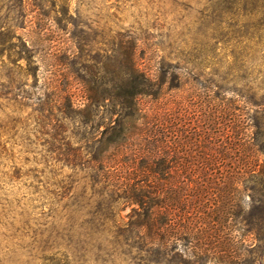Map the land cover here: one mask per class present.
Returning a JSON list of instances; mask_svg holds the SVG:
<instances>
[{"label":"trees","instance_id":"obj_1","mask_svg":"<svg viewBox=\"0 0 264 264\" xmlns=\"http://www.w3.org/2000/svg\"><path fill=\"white\" fill-rule=\"evenodd\" d=\"M71 2L0 0V71L13 65L37 77L41 47L51 39L46 30L55 26L53 33L71 32L78 50L70 55L56 49L52 57L85 89L82 108L66 88H57L51 99L38 98L41 111L61 103L63 122L54 125L52 151L91 180V188L85 183L79 194L71 187L75 179L47 189L51 221L39 228L25 222L39 247L44 253L118 252L135 264H263V253L257 261L236 238L254 234L264 243V0H209L207 40L191 49L183 66L173 65L186 72L175 75L171 88L192 81L197 93L189 131L196 159L182 161V169H174L168 146L172 123L151 124L140 105L141 97L160 99L167 79L139 65L140 39L133 31L113 36L112 55L91 54L87 32L69 29L79 25ZM249 15H258L253 32L243 31ZM33 23L30 34L18 32ZM165 65L163 58L162 73L168 72ZM255 66L258 77L251 72ZM3 98L1 92L0 109ZM66 123L75 127L64 137ZM190 125L173 134L175 150L182 149ZM189 165L195 169L188 171ZM126 207L131 211L123 216ZM55 255L45 256L46 264H72Z\"/></svg>","mask_w":264,"mask_h":264},{"label":"rangeland","instance_id":"obj_2","mask_svg":"<svg viewBox=\"0 0 264 264\" xmlns=\"http://www.w3.org/2000/svg\"><path fill=\"white\" fill-rule=\"evenodd\" d=\"M208 4L209 0L71 2V12H79V25L77 28L70 25L69 29L82 36L87 32L90 43L87 49H91V54L112 55L113 36L119 31H133L140 39L137 54L139 65L147 69L153 77L159 80L167 79L163 85L164 95L160 99L141 97L140 105L144 113L149 115L151 124L157 121L166 125L172 123L173 128H169L170 132L167 134L168 146L171 147L169 150L174 154L173 158H176L174 169H182V161L194 162L196 159L193 147L195 139L189 131L192 127L190 124L195 120L193 111L196 108L197 93L194 92L192 81L181 89L171 88L173 83H176L175 75L186 72L183 68L175 69L173 65L180 63L183 66V58L188 59L191 49L207 40L205 31H208V27L204 16L209 13ZM28 10L30 18L36 15L31 11V7ZM231 19L229 17L227 20ZM244 19L246 27L243 31H255L258 27V15H249ZM232 27L226 31H233ZM32 28H36V23L18 32L30 34ZM54 28L55 26H51L46 30L51 39L41 47L43 51L38 57L37 77L28 75L25 69L15 68L13 65H7L0 71V93H4L0 109V264H46L44 257H52L53 254H56L58 260L68 259L72 264H135L118 252L90 250L78 253L68 250L64 253L53 249L44 253L34 237L33 229L25 224L27 221L32 228H39L41 223L51 221L50 215L47 214L50 211L47 189H54L62 180L64 183L70 182V185L73 179L77 180V183L71 186L74 193H81L85 183L91 188L89 176L83 179L82 172H75L66 165L65 160H58L61 156L52 151L54 148L51 141L56 135L54 125L63 122L59 111L60 101L55 103L56 106L53 105L52 109L47 106L45 110H40L38 98H45L47 94L51 99L57 88H66L67 92L72 94L76 108H82L85 103L83 85L68 72V68H59L52 57L56 49L71 55L78 50L77 45L71 38V32L58 30L53 33ZM210 32L208 31L209 34ZM58 36L60 38H57ZM230 43L233 45L236 42L232 38ZM253 56L257 62L260 61L259 52ZM231 57L230 54L229 59H232ZM163 58L166 62L164 69L168 71L166 73L159 69V61ZM20 64L23 68L27 66L24 60ZM251 72L254 77H258L259 68L255 66ZM11 90L12 92L8 93ZM14 93L20 94L18 100L13 98ZM50 99L47 101L50 102ZM107 121L104 118V122ZM184 123L190 125L189 134L184 139V144L181 143L182 149L175 150L170 141H175L173 134ZM69 124V127L68 123L65 124L67 133L64 137L70 135L71 130L74 131L75 125ZM166 125L165 132L168 130ZM160 131L163 132V129ZM191 169L194 170L195 167L189 165L188 171ZM130 211L131 207H126L121 214L126 216ZM227 238L229 239L230 235ZM236 239L245 244L244 248L249 246V249L253 250L251 254L257 261L262 253L264 259V243H260L256 235L247 234ZM259 245L261 246L258 247Z\"/></svg>","mask_w":264,"mask_h":264}]
</instances>
